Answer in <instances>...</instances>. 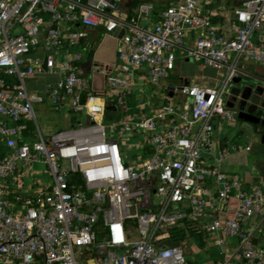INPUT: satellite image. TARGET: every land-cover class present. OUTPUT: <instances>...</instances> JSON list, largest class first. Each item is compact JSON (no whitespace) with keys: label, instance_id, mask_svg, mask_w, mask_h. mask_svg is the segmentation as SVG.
<instances>
[{"label":"built area","instance_id":"1","mask_svg":"<svg viewBox=\"0 0 264 264\" xmlns=\"http://www.w3.org/2000/svg\"><path fill=\"white\" fill-rule=\"evenodd\" d=\"M124 1L0 0V263L188 264L181 244L164 241L185 230L173 226L199 215L202 184L211 181L221 203L232 190L241 203L232 217L201 230L217 234L218 245L237 239L224 264H264V243L256 246L242 227L255 214L264 216V191H245L238 175L202 162L213 119L235 116L227 101L234 79L245 75L243 59L260 64L264 74V41L254 40L264 25V0H237L229 31L213 21L209 3L215 0H172L146 26L139 20L148 6L128 15ZM99 27L104 38L116 39L109 95L90 89L79 72L83 55L73 50ZM116 29L124 30L120 38ZM178 58L221 69L223 76L213 87L168 86L179 100L132 101L140 81L162 89ZM46 72L60 77L42 93L30 91L26 79ZM104 94L125 112L108 125ZM45 102L67 104L87 123L44 135L35 106ZM125 135L137 138L139 159L125 157ZM35 162L47 167L51 184L11 193L5 178Z\"/></svg>","mask_w":264,"mask_h":264},{"label":"crops","instance_id":"2","mask_svg":"<svg viewBox=\"0 0 264 264\" xmlns=\"http://www.w3.org/2000/svg\"><path fill=\"white\" fill-rule=\"evenodd\" d=\"M171 2L172 0H133L130 4V0H125L123 3V10L128 15H135L138 14L141 5L148 6V9L140 16L139 20L141 26H146L154 24L159 19L160 12L169 6ZM238 5L239 2L237 0H215L210 2L209 8L213 14V21L215 25L220 26V28L226 31H229L231 23L234 21L233 9ZM90 32L91 36L80 44L82 50H84V57H82V60L79 64V72L80 75L86 80L87 77H92L90 80L91 83H89L87 80L92 91L104 92L109 95L107 78L115 73L117 67V58L115 52L116 39H112L110 37H103L102 39V27L92 29ZM113 36L115 35L113 34ZM186 36L187 40L191 41V38H194L195 33H190ZM101 39L102 41L99 42ZM254 40L258 42L264 41V25L254 34ZM88 50L89 52L93 50L91 58L87 56ZM96 63L100 65V68L95 66ZM240 66L245 75L236 77L234 82L238 78H247L252 82H259L260 80L264 79L263 68L260 64L250 61L249 59H243ZM207 67L212 68L209 66ZM102 69H105L106 73H104ZM212 69L219 70L216 68ZM219 71L220 75L215 77L209 83L205 80H202L201 84H193L187 82L186 79H181V84L187 83L198 87L216 86L223 76V71L221 69ZM44 74L54 77L55 80L45 84L44 88L40 91L31 90L28 87L27 88L30 91L42 93L48 85L55 83V81H57L60 77L58 72L33 74L26 79V86L27 82L36 79L37 76H44ZM105 75H107V77H105L106 79L104 81L103 78ZM200 77L202 78L203 76L200 74L194 76V79L197 81ZM139 84H141V82L138 83L135 90H138ZM162 86V90L166 94L163 99H157L154 95L142 96L138 99L135 97V95H132L131 99L132 101H137L141 98L147 97L152 99L154 104H160L161 102L167 101L169 98L175 96L173 95V92L171 96L169 95L171 89H169L168 86L174 87L172 84H166ZM138 91H141V89ZM43 107L41 109H43ZM53 110L58 113V126L56 127H58V129L60 126L66 127L57 131H73L76 128L83 127V125L87 123L86 115L85 117H82L81 115L77 117L75 115L76 113L71 111L67 104L59 106L58 108H53ZM63 111L65 113H70V116L65 115ZM213 126L214 128L211 144L204 150L202 162L207 166L215 168L223 174L238 175L241 186L245 191L249 192L256 189L264 191V143H262L260 140V134L257 133L251 135L249 131L245 130L234 117L229 120L226 117L216 116L213 119ZM219 154L223 155V159L220 161L218 160ZM139 156L140 155H136L135 158L133 160L130 159V161L139 159ZM48 176L49 177L45 179L43 185H38L36 188H33V190L47 188L51 184L49 172ZM218 187V184L211 181H207L206 183L202 184V188L205 190V196H203L205 199V205L199 210V215L195 216L194 219L184 221L179 226H173L185 227L184 229L186 231V236L191 234H187L188 231H192V233L195 235L200 236L205 234L207 238H210L212 246L216 248L215 252L218 256L215 261L207 264H224L226 261H228L229 257H231V253L238 244L236 238H229L226 239L222 245H218L216 241L219 236L217 234L207 233V231L201 230V227H205L216 218L221 219L232 217L235 210L241 203L237 193L234 190H232L229 202L227 204L221 203L216 193ZM152 198L156 201L158 200L157 195H152ZM242 227L246 232L250 233L251 239L256 246H260L264 243V216L255 214L249 220L243 223ZM181 246L183 247L182 243ZM227 264L241 263L232 261Z\"/></svg>","mask_w":264,"mask_h":264},{"label":"rangeland","instance_id":"3","mask_svg":"<svg viewBox=\"0 0 264 264\" xmlns=\"http://www.w3.org/2000/svg\"><path fill=\"white\" fill-rule=\"evenodd\" d=\"M101 36L103 39V33ZM102 39L99 42H101ZM73 50L80 51L84 57V50H82L80 44L76 45ZM175 53L178 57L181 55L179 50H176ZM95 66L100 68V65H98L97 63ZM102 71L106 73L105 69H102ZM200 74L203 77H200L196 81L194 79V76ZM42 75L37 76L36 79L27 82V87L31 90L40 91L44 88L45 84L55 80L54 77L48 76L46 74H44V76ZM219 75V70L208 68L206 65L194 62L190 58H178L176 61L175 69L171 71L166 78L163 79L162 85L172 84L174 87H179L181 85V79H186L187 82L193 84H201L202 80H205L209 83ZM140 82L141 84H139L138 90L141 89V91H134V95L137 99L142 96L150 95H154L157 99H163L165 97L166 94L162 89L157 87H150L143 81ZM104 97L106 99L104 125L112 124L113 122L121 120L125 114L124 110L121 107H118L116 104L112 103L106 96V94H104ZM180 98H182V95L180 93H176L175 97H173L172 100L175 101L179 100ZM42 107V105L35 106V114L37 117V123L44 135H49L57 130L66 128L60 126L58 129V127H56L58 126V113L53 110V107H51L48 102L44 103L43 109H41ZM145 110L147 111L148 109ZM63 113L70 116V113H65L64 111ZM75 115L77 117H79V115L85 117V114L83 112L76 113ZM77 129L80 128H76L75 130ZM122 141L124 150L123 152L127 159L133 160L136 155L141 154V151L137 146L138 142L136 137L125 135ZM48 177L47 167L43 164L35 162L27 166L18 165L16 171L10 173L9 176L5 178V186L9 189V191H11V193H15L16 191H18L27 194L29 193L28 191L31 192V190H33V188H36L38 185H43L45 179H47ZM184 231L185 230H180L179 232H181V236H183V250L185 252V257L188 261V264H207L212 263L213 261H215V259H217L218 255L215 252L216 248L212 246L210 238H207L205 234H202L200 236L195 235L192 233V231H188L187 234H191L189 236H186V233Z\"/></svg>","mask_w":264,"mask_h":264},{"label":"water","instance_id":"4","mask_svg":"<svg viewBox=\"0 0 264 264\" xmlns=\"http://www.w3.org/2000/svg\"><path fill=\"white\" fill-rule=\"evenodd\" d=\"M123 33V29L114 31L118 38ZM169 95H172V90ZM227 107L234 111V118L245 130L251 135L260 134V140L264 143V79L252 82L247 78H238L230 89Z\"/></svg>","mask_w":264,"mask_h":264},{"label":"trees","instance_id":"5","mask_svg":"<svg viewBox=\"0 0 264 264\" xmlns=\"http://www.w3.org/2000/svg\"><path fill=\"white\" fill-rule=\"evenodd\" d=\"M92 51H93V50H91L90 52H89V50L87 51V52H88V55H87V56H88L89 58L92 57V54H93ZM105 77H107V75L104 76V78H103L104 81H105V79H106ZM91 78H92V77H87V80H88L89 83H91V82H90ZM181 238H182L181 236H176V235H175V236H173V237H171V238H169V239H166V240L164 241V243H165L166 245H168V246H172V245H180V244L182 243V241H183V240H181Z\"/></svg>","mask_w":264,"mask_h":264}]
</instances>
